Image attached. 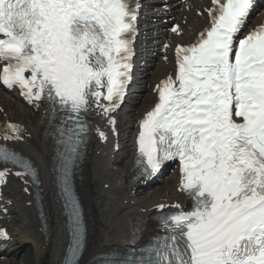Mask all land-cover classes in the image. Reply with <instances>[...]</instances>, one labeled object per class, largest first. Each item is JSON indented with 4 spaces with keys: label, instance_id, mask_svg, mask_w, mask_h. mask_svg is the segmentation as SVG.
<instances>
[{
    "label": "snow or ice",
    "instance_id": "6c2138e0",
    "mask_svg": "<svg viewBox=\"0 0 264 264\" xmlns=\"http://www.w3.org/2000/svg\"><path fill=\"white\" fill-rule=\"evenodd\" d=\"M252 7L253 0H210L207 26L193 43L176 45V72L157 84L156 102L139 122L141 176L178 162L177 191L191 201L161 217L165 235L140 264H264V26L238 38ZM138 8L135 0H0V84L62 117L54 140L71 210L64 264H77L82 247L70 177L90 132L86 117L95 106L108 118L122 103ZM22 134L7 125L3 139ZM0 164V184L9 164L36 180L28 161L7 148L0 147Z\"/></svg>",
    "mask_w": 264,
    "mask_h": 264
},
{
    "label": "bare ground",
    "instance_id": "6f19581e",
    "mask_svg": "<svg viewBox=\"0 0 264 264\" xmlns=\"http://www.w3.org/2000/svg\"><path fill=\"white\" fill-rule=\"evenodd\" d=\"M2 102L8 116H12L13 111H15L14 106L8 105L5 99ZM43 124V115L40 112L29 116L25 128V133L29 138L22 145V150L34 161L43 178V188L51 218V234L48 240L45 241L40 234L35 216L29 215L27 210H24L25 214L19 211L18 215L21 217L22 227L14 231L19 245L30 244L33 247L34 264H58L62 257L65 242L57 210L50 201L52 194L48 185L49 174L47 169L52 147L46 142L43 135ZM92 149L93 153H90L85 160V171L77 188L78 195L86 206L89 218L90 239L86 262L103 250L114 247L123 248L134 240L132 234L141 233L145 235L150 233L153 227L148 221L151 214L149 211L157 205L155 201L171 187L169 185L162 190L156 189L154 193L150 194L154 196L152 202L149 198L151 196L138 202L136 198L130 196L133 189L130 192L127 191L129 185L126 184V175L129 172V167L126 166L118 172L109 171L105 151L98 148ZM97 152H100L99 156L96 155ZM175 183L176 181L172 184V194ZM105 185H109L108 190L104 189ZM12 191L17 196L15 202L24 197L17 185L13 186ZM136 191L139 192V190ZM172 194L164 198L176 201L175 196Z\"/></svg>",
    "mask_w": 264,
    "mask_h": 264
},
{
    "label": "rangeland",
    "instance_id": "374dc122",
    "mask_svg": "<svg viewBox=\"0 0 264 264\" xmlns=\"http://www.w3.org/2000/svg\"><path fill=\"white\" fill-rule=\"evenodd\" d=\"M32 251L33 250L30 247L29 248L28 247L25 248L24 253L26 255L24 254V259H22V260L21 259L20 260L18 259L17 260V264H33V262H32V257L33 256L31 255V254H33ZM22 256H23V254H22Z\"/></svg>",
    "mask_w": 264,
    "mask_h": 264
}]
</instances>
